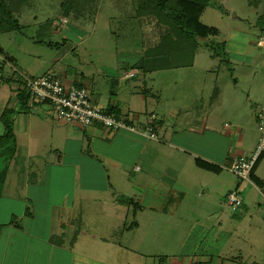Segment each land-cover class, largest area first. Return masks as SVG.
Instances as JSON below:
<instances>
[{
	"label": "crops",
	"instance_id": "0c3cea01",
	"mask_svg": "<svg viewBox=\"0 0 264 264\" xmlns=\"http://www.w3.org/2000/svg\"><path fill=\"white\" fill-rule=\"evenodd\" d=\"M107 3L115 2L101 0L99 5ZM47 5L43 0L32 2L16 15L20 30L0 32V135L5 133L3 112L14 110L16 157L20 162L9 179L7 194L0 197V264H263L264 246L259 250L239 239L233 242L230 224L236 225L239 218L248 224V231L262 227L258 217L264 220V152L247 179L261 194L252 208L246 209L242 199L237 208L228 205L236 213L223 210L227 214L222 211L219 223L209 226L208 220L192 219V207L207 203L203 196L211 187L201 184L203 179L222 182V171H231L237 157L253 154L258 141L250 146L244 121L252 114L257 123L264 96L246 94L247 101H262L253 107L247 105L251 110H245L242 119L240 112L248 107L234 100L232 87L221 80L228 67L212 64L210 61L217 57L211 54L201 68L196 52L193 67L148 74L127 69L117 53L113 60L119 73H105V62L96 55L89 57L96 71L85 63L76 67L47 61L42 42L51 41L54 34L67 36L68 27L75 23L76 28H89L82 11L69 8L75 16L72 19L70 14ZM96 17L94 24L98 13ZM235 29L242 34H233V42H256L253 32ZM42 35L48 39H41ZM89 42L85 38L76 46ZM226 50L228 59L237 63L235 74L238 66L252 68L246 50ZM258 68L264 71V63ZM49 71L62 77L68 87H87L102 109L118 106L140 131L155 114L159 140L139 132L60 123L47 103L32 97L22 105V75L39 77ZM130 73L134 76L129 77ZM154 73L163 80L157 88L149 89L145 80ZM132 80L143 81V88L128 86ZM209 81L214 86L208 90ZM259 88L258 92L262 91L264 84ZM197 160L219 170L202 168ZM6 164L0 148V172ZM255 179L261 180L263 187ZM238 191L243 196L244 186ZM119 197L133 199L140 206L135 215L133 207L118 201ZM4 238L7 248L2 250ZM9 243L18 246L13 250Z\"/></svg>",
	"mask_w": 264,
	"mask_h": 264
},
{
	"label": "rangeland",
	"instance_id": "374dc122",
	"mask_svg": "<svg viewBox=\"0 0 264 264\" xmlns=\"http://www.w3.org/2000/svg\"><path fill=\"white\" fill-rule=\"evenodd\" d=\"M91 1L94 4H92ZM91 1L74 0L73 2L75 3V7L73 8H75V10L82 11L87 17V21L84 22L89 28H76L77 25L74 22V25L68 27L70 32L67 36L64 35L65 37H62L54 34L51 41L47 40V43L42 42L44 46L42 53L47 51L43 54L46 57V60L54 61V63L57 61H62V63L65 65L71 64L75 65L76 67L82 63H85V66L92 69L95 68V65H91L89 57L96 55L104 60L105 73L109 70H114V72L119 73L118 69L115 67V60H113V55L117 53L119 55V62L123 63L122 65L126 66L127 69H132L133 65L140 58L142 59L143 52L145 51L142 45V33L138 27L137 20L132 17L133 12L136 9V5L138 7L140 0H112V2L115 3H107L106 5H99L101 0ZM219 1L225 7L226 12H222L214 7H211L206 10L202 21L206 25L214 26L220 31L222 30L219 37L220 39L213 40L210 38L209 40H200V45L197 49V63L201 68L205 62H209L211 52L206 47L207 44L216 47L217 51L219 52V56L217 57L216 61L210 62H212V64L222 65L223 68L228 67L229 70L228 72L226 71L224 76L221 74V80L225 81L229 87H232L233 91L235 92L234 100H236V102H242L241 106L248 105L253 107L257 102L262 101V99H252V102H250V100L247 101V97H245L246 94L248 93L249 96L251 95L252 97L254 95L257 97L264 96V89L260 92L257 90L264 84V74H262L264 71L261 70V68H258L262 63H264V19H260L259 11L256 8L250 7L247 3V0ZM127 2L130 6H128ZM43 4H48L46 7L57 9V11L62 10V12L65 14H70L72 19L75 18L72 12H68V10H70L69 8L63 9L60 4V0H43ZM35 8H38V6ZM35 8L32 9V12H35ZM97 13L98 20L97 23L94 24V19L97 18ZM23 22L25 25L26 22L24 20ZM133 24L135 25V28H132ZM152 27L155 28L154 26ZM235 28H239L243 31L246 30L245 32H253V37L256 39V42L251 43L247 42L246 40H243L241 43L233 42L235 37L233 34H242L241 31H237ZM113 32L118 33V36L114 35ZM254 34H256V36H254ZM40 38L48 39L45 35L40 36ZM85 38L90 40V42L86 45L87 48L86 46L77 47L76 43ZM64 39L68 40L67 44L64 43ZM260 39L262 42L259 44L258 41ZM223 45L229 46L228 48H225ZM230 48L236 52H243L246 50V53L250 55L252 68H246L244 70L242 67L238 66V72L235 74L234 69L237 66V63L230 61V59L225 60L223 57V53L226 49L231 52ZM92 70L96 71V69ZM170 74V76H173V73ZM254 75H256V77H254ZM162 80V75L154 73L152 76L149 74V78H147L145 81L146 85H148L150 89L153 87L157 88ZM132 84L139 88H143L144 86V83L141 80H132V82L128 83V86ZM213 86L214 85L212 81H209L208 90L212 89ZM261 87L259 89H261ZM250 88H252V92H250ZM89 92L92 94L91 90ZM245 110L251 109L248 107L240 112L242 119H244V116L246 115ZM48 118L51 119L50 115H48ZM244 127L250 132V134L247 135V141L252 147L254 140L256 139L259 141L260 136L258 130H256V122L254 121L252 114L250 118H247L244 121ZM262 166L264 167L263 164ZM222 172V182L215 180L214 178L202 180L201 184L205 185V187L208 184L211 188L206 190V194L203 196V199H205V202L207 203L203 207H192V219L205 221L208 220L210 221L209 226H212L219 223L218 218L221 216L223 210L228 213H230L229 211L235 212L232 211L228 206L229 204L227 198L231 193H239L238 187L241 188L244 186L243 196L241 195V197L243 199V203L245 202L244 207L248 210L252 208V204L254 203L255 199L258 196H261L259 192L253 189V186L249 180L241 178L234 172H231L230 169H224ZM250 178L251 176L249 179ZM249 184L250 186H248ZM199 190L202 191L201 189ZM228 190L231 191L226 194L227 192L225 193V191ZM236 215L237 214H233V216ZM235 221L236 225L230 224L231 232H234L233 236L236 240H233V242L238 243L237 240L239 239L245 243L255 244V246L260 250L262 248L260 245L264 246V220L261 217H258V221L262 222V225H260L262 227H259L255 230L252 229L251 231H248V224H246V222L241 223L239 218H236ZM255 223L260 224L257 221H255ZM8 246L14 250L18 244L11 245L9 243ZM4 248H7V241L5 238L2 242V250Z\"/></svg>",
	"mask_w": 264,
	"mask_h": 264
},
{
	"label": "trees",
	"instance_id": "16d2710c",
	"mask_svg": "<svg viewBox=\"0 0 264 264\" xmlns=\"http://www.w3.org/2000/svg\"><path fill=\"white\" fill-rule=\"evenodd\" d=\"M34 1L36 0H0V32L8 28L20 30L16 15ZM73 2L74 0H60L63 9H73L75 7ZM247 3L259 11L260 19H264V0H247ZM211 7L226 12L219 0H140L135 19L141 29L145 55L132 68H137L139 71L148 74L156 71L193 67L200 40H209L210 38L214 40L221 35L218 28L206 25L202 21L206 10ZM68 11L72 12L71 10ZM223 46L226 48L225 45ZM206 47L210 50L213 58L219 56L216 47L209 44ZM223 57L228 60L226 50ZM20 94L19 98L22 105L28 104L31 97L30 92L24 88ZM106 111L117 116L122 115L118 106L108 107ZM16 116V112L11 109L5 110L1 116L5 133L0 135V148L7 164L0 172V197L7 194L6 187L10 184L9 179L13 177L16 169L20 166L16 157L17 140L14 133ZM197 164L202 168H208V170H219L217 167L200 160H197ZM252 175L255 177L253 173ZM255 181L257 184H262L261 180V183L258 182L259 179H255ZM118 201L132 206L134 215L140 208L133 199L119 197ZM28 209V214L32 215L30 208ZM17 226L22 228L20 224ZM2 229L3 226H0V234Z\"/></svg>",
	"mask_w": 264,
	"mask_h": 264
},
{
	"label": "built area",
	"instance_id": "2783aa9c",
	"mask_svg": "<svg viewBox=\"0 0 264 264\" xmlns=\"http://www.w3.org/2000/svg\"><path fill=\"white\" fill-rule=\"evenodd\" d=\"M133 76L134 73H130L129 77ZM22 79L31 97L39 102L47 103L54 118L60 123L76 124L84 129L98 127L113 132L120 130L139 132L151 140H159L160 125L155 114L150 117L145 130L140 131L133 119L108 113L94 103L93 96L87 87L77 85L68 87L62 77L54 71L32 78L22 75ZM256 125L260 136L253 154L237 157L231 166V171L243 179H248L264 152V106L258 110ZM227 201L233 208L242 204V198L238 192L231 193Z\"/></svg>",
	"mask_w": 264,
	"mask_h": 264
}]
</instances>
